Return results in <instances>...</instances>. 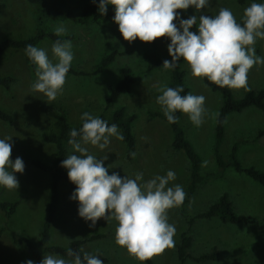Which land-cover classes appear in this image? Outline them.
I'll return each instance as SVG.
<instances>
[{
  "label": "rangeland",
  "instance_id": "rangeland-1",
  "mask_svg": "<svg viewBox=\"0 0 264 264\" xmlns=\"http://www.w3.org/2000/svg\"><path fill=\"white\" fill-rule=\"evenodd\" d=\"M252 2L264 3V0H210L209 5L196 11L176 10L181 18L192 15L214 16L220 8H229L236 20L242 18L244 9ZM5 4L0 10V40L4 38L21 39L29 36L35 29L37 5L28 0H0ZM62 7L77 9L79 0H58ZM176 23V21H173ZM63 25L66 34H72L71 40L74 67L91 72L99 64L103 55L112 50L117 51L114 60L101 72L90 75H68L63 90L55 100L48 98L31 88L36 77L32 76L25 53L22 50H7L0 58V75H12L16 78L9 89L0 86V108L12 115L11 121L0 119V139L11 137L10 159L17 157L24 162L23 173H15L19 182L17 189L0 187V199L19 201L15 213L5 218L0 212V264H25L34 259L28 247L13 241L14 236H25L34 240L38 237L49 192V178L45 172L36 168L30 159L50 162L55 147L42 139V133L56 131L55 120L64 111L68 121L76 125L82 113L93 116L103 113L109 118L112 111L123 106L127 113H135L132 132L136 138V149L132 159L126 158L123 142L115 136L103 150L97 146L85 145L90 154L97 158L107 159L104 166L110 173L117 172L121 177L134 178L137 172L143 173L144 181L155 175H165L171 169L176 173L169 186L179 184L185 187L189 177V164L181 151L171 147V130L162 118L150 116L148 111H161L156 103L160 94L158 88L168 84L169 73L166 69L146 71L145 55L155 51L159 55L170 56L167 45L168 37H160L152 42H142L138 38L132 42L123 39L118 25L113 18L89 20L85 24L67 20H50L48 26L54 29ZM52 41L44 39L36 47L44 48L50 59ZM256 54L264 57V40L258 39L254 45ZM129 66L134 83L131 92L123 93L112 105L105 108V98L118 77V70ZM185 82L190 93L206 97L204 107L207 115L201 126L192 124L187 114L182 113L179 119L186 137L190 140L202 159L201 173L216 170L212 152L215 117L220 105V95L212 91L203 78L193 77L191 70L184 62ZM248 90L258 89L264 85V66H253L248 72ZM244 88L232 89L235 97L245 93ZM264 126V111L248 107L243 111L231 113L225 121V135L220 145L221 156L227 157L233 141H239L238 156L243 165H253L264 170V136L256 138V131ZM74 154L70 144L66 146V157ZM78 154V153H77ZM65 157V158H66ZM207 161L205 165L204 162ZM66 183H61V200L55 214L51 231V243L66 244L71 238L87 239L83 249L107 257L104 264H145L130 255L125 248L114 240L116 221L104 218L97 220L94 228H89L78 215V201L70 199ZM223 192L228 193L234 210L239 214L249 215L254 223L222 222L217 217L196 219L191 228L192 242L189 248L191 255L210 252L217 249V257L205 261L188 258L185 264H264V189L243 173L231 167L223 170L221 176L211 178L199 185L194 196L187 203L185 213L180 207L168 210V222L175 225L173 240L178 242L180 233L186 228L185 217L205 209ZM92 235H100L90 239ZM153 264H178L175 246L166 248L152 257Z\"/></svg>",
  "mask_w": 264,
  "mask_h": 264
},
{
  "label": "clouds",
  "instance_id": "clouds-1",
  "mask_svg": "<svg viewBox=\"0 0 264 264\" xmlns=\"http://www.w3.org/2000/svg\"><path fill=\"white\" fill-rule=\"evenodd\" d=\"M95 2V0H93ZM210 0H100L98 11L102 15L107 5L114 6L113 21L124 40L153 42L168 37L167 51L171 61L164 60V69H174L181 58L187 62L193 77L206 78L219 87L248 90V72L253 66H264V57L256 54L255 43L264 40V3L252 2L244 9L242 23H238L229 8H220L214 16L192 15L186 19L176 10L194 8L197 12L206 8ZM176 21L174 23L173 21ZM196 31H192L193 26ZM63 25L56 26V36L66 34ZM71 40H55L51 45L50 59L44 48L32 44L25 46V55L35 66L34 91L55 100L63 90L67 73L74 59ZM156 103L168 123H177L175 113L187 114L193 125L199 127L207 115L204 107L206 97L184 92L183 86L175 88L163 84ZM216 116L219 114L216 113ZM82 126L73 128L68 143L74 154L68 155L61 167L67 169L69 180L76 186L70 199L78 201V215L89 228L96 226L99 218L116 221L115 243L138 259L146 261L154 254L174 246V224L168 222V210L179 207L186 192L179 184L169 186L176 173L169 169L165 175H155L144 181L143 173L134 178L109 174L104 158L89 153L85 145L103 150L115 136L123 140L118 125H111L89 112L80 117ZM11 137L0 139V187L17 189L19 182L15 173H23L24 162L17 157L10 159ZM78 153V154H77ZM207 164V161L204 162ZM66 260L59 255H47L39 264H104L96 255L69 249ZM25 264H34L27 260Z\"/></svg>",
  "mask_w": 264,
  "mask_h": 264
},
{
  "label": "trees",
  "instance_id": "trees-1",
  "mask_svg": "<svg viewBox=\"0 0 264 264\" xmlns=\"http://www.w3.org/2000/svg\"><path fill=\"white\" fill-rule=\"evenodd\" d=\"M37 5L38 9L35 15V29L32 34L21 39L4 38L0 40V58L3 54L9 50H22L25 53V46L32 44L36 46L40 41L47 39L54 42L57 39L60 40H72L74 36L72 34H64L56 36L48 26L50 20H67L74 23L85 24L89 20H100L114 17V6L107 5V11L105 14H101L98 11L100 0H79V7L73 9L70 7H62L58 0H28ZM243 3L245 0H239ZM253 1V0H250ZM5 4L0 3V10L4 8ZM238 23H242V18L237 19ZM196 31L194 25L191 29ZM155 43V40L152 42ZM116 50H112L103 55L99 64L91 72H86L71 65L68 75L80 76L97 74L101 72L108 64H110L115 56ZM30 72L32 76H35V66L25 55ZM171 61V56H163L157 54L155 51H150L145 55L146 71L150 72L155 69H162L164 60ZM186 62L182 58L177 61V67L174 69H167L169 73L168 86L175 88L178 85L183 86L184 92L181 95L190 93L189 87L185 82V71L181 67ZM16 78L12 75H0V86L9 89ZM208 87L215 92H218L221 98L220 105L218 107V116L215 117V126L213 134L212 152L214 156L216 170L201 173L202 159L197 150L194 148L190 140L186 137L184 129L181 126L179 119L182 112L179 110L175 115L179 118L177 123H168L166 117L162 111H148L150 116L162 118L169 125L171 130V147L175 151H181L186 157L189 164V177L185 187L186 198L180 207V212L184 214L187 203L194 196L196 189L199 185L206 183L209 179L221 176L224 169L231 167L233 170L239 173H243L257 182L264 189V170L256 168L253 165L245 166L240 161L238 156L239 141L235 140L230 146L227 153V157L224 158L220 151L221 142L225 135V121L231 113H239L248 107H255L264 111V85L258 89H249L241 97H235L232 88L219 87L218 85L207 81L203 78ZM134 78L132 70L129 66H122L118 70V77L114 85L110 88L108 95L105 98V108H108L114 103L123 93H129L132 90ZM100 118L106 120L109 125L115 123L118 125V131L123 135L124 139L121 140L125 145L126 158L132 159L136 149V138L132 132V123L136 118L135 113H127L125 107L119 106L115 108L110 117L107 118L103 113L98 115ZM12 115L0 108V119L4 121H11ZM82 126V121L76 125L71 124L64 111H61L55 120L56 131L42 133V139L46 143H51L55 147V153L50 162L46 163L39 159L32 158L30 162L38 169L45 172L49 178V192L47 202L45 206V216L42 220L39 235L36 239L31 240L25 236H14L13 241L18 244H25L34 259L40 261L45 253H51L59 255L60 257L71 260L72 257L67 255L69 249L74 251H80L81 256L83 253H90L98 256L105 263L108 259L102 254L91 253L83 249V243L87 240L84 238H71L64 244L51 243V231L55 214L57 212L60 200H61V183H66L69 191H74L75 185L69 180L67 176V169L61 167V162L66 157V146L69 144V133L73 128L77 130ZM264 136V126L256 131V138ZM109 174L110 171H109ZM19 201L14 200H2L0 199V212H2L5 218L12 216L18 206ZM217 217L222 222L229 223H254L255 219L249 215L239 214L234 208L232 201L229 198L228 193L223 192L215 201L210 203L205 209L198 211L197 213L185 217L186 228L180 233L178 242L174 241L176 249V258L178 264H185L188 258L194 260L205 261L209 259H215L217 257V249L213 247L210 252H203L198 255H191L189 248L192 242V236L190 234L192 225L196 219L199 218H212ZM3 228L0 227V236ZM100 235H92L90 239H94ZM145 264H153L152 258L143 261Z\"/></svg>",
  "mask_w": 264,
  "mask_h": 264
}]
</instances>
